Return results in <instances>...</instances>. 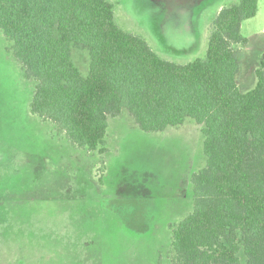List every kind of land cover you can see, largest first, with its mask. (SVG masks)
I'll use <instances>...</instances> for the list:
<instances>
[{
	"label": "trees",
	"instance_id": "16d2710c",
	"mask_svg": "<svg viewBox=\"0 0 264 264\" xmlns=\"http://www.w3.org/2000/svg\"><path fill=\"white\" fill-rule=\"evenodd\" d=\"M256 11L257 0L222 8L204 56L178 65L122 30L108 0H0V32L35 81L30 113L73 146L105 154L108 119L123 110L144 133L202 126L205 166L191 212L169 225V264H264V62L253 89L236 84L241 24ZM71 46L88 49L86 78Z\"/></svg>",
	"mask_w": 264,
	"mask_h": 264
},
{
	"label": "rangeland",
	"instance_id": "374dc122",
	"mask_svg": "<svg viewBox=\"0 0 264 264\" xmlns=\"http://www.w3.org/2000/svg\"><path fill=\"white\" fill-rule=\"evenodd\" d=\"M108 1L122 30L185 65L204 56L211 22L239 0ZM240 34L245 93L264 62V0ZM70 58L86 78L88 49L71 46ZM34 91L0 32V264H169V225L191 212V177L205 166L202 126L186 119L144 133L123 110L108 119L100 155L33 116Z\"/></svg>",
	"mask_w": 264,
	"mask_h": 264
},
{
	"label": "crops",
	"instance_id": "0c3cea01",
	"mask_svg": "<svg viewBox=\"0 0 264 264\" xmlns=\"http://www.w3.org/2000/svg\"><path fill=\"white\" fill-rule=\"evenodd\" d=\"M242 25V24H241ZM239 89V88H238ZM241 92V91H240ZM241 93H243V92H241ZM129 116V115H128ZM47 123H49V122H47Z\"/></svg>",
	"mask_w": 264,
	"mask_h": 264
}]
</instances>
